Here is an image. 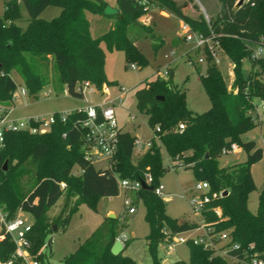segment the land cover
<instances>
[{"label":"trees","instance_id":"obj_1","mask_svg":"<svg viewBox=\"0 0 264 264\" xmlns=\"http://www.w3.org/2000/svg\"><path fill=\"white\" fill-rule=\"evenodd\" d=\"M17 1L26 10V27L15 22L21 19ZM176 5L174 0H114L118 16L110 17L112 25L102 35L93 38L89 33L86 13L103 16L105 0H8L4 2L0 18V104L11 102L17 84L21 82L26 96L36 97L47 85H58L67 95L82 98L75 91L77 85L89 83L100 90L110 86L105 78V54L120 51L125 62L144 65L136 41H155L153 26L138 21L150 7L172 13L185 22L195 33L211 37L232 65V91L227 92L222 76L215 65H208L198 80L210 108L202 114H193L186 105L184 92L172 84V73L166 69V78L145 82L135 91L136 108L147 117L152 130L151 146L132 163V143L129 132L119 130L116 150L109 167L95 169L84 155L85 130L81 124L84 113H68L62 120L60 114L52 115L49 131L31 134L27 131H5L0 145V211L6 219L14 218L20 210L31 217L28 234L30 253L40 264H50L48 257L37 255L45 239L52 234H62L67 229L71 215L81 204L95 210L101 198L118 195L117 180L142 181L144 174L151 177L150 190L140 189L132 197L133 204L144 208V221L149 233L144 238L151 264H161L158 246L164 245L174 235L193 231L199 227L195 220L173 219L166 212V204L154 189L166 172L164 158L173 160L172 168L189 170L196 181L208 184L210 192H226L210 202L201 211V218L215 233L228 232L230 242L240 254L250 245L253 251H264V184L257 190L258 209L251 214L247 198L255 190L250 167L264 158V149L254 141H241V136L260 126L250 112L254 100L264 102V63L249 60L250 49L264 33V0H218L220 10L206 21L202 15L188 19L182 8L185 1ZM191 1V0H189ZM192 2V1H191ZM49 6L60 9L50 21L40 18ZM108 18V17H107ZM160 44H155L154 49ZM188 57V55H187ZM247 59L250 70L241 74L242 61ZM54 79H48V68ZM160 72H156V76ZM162 98V100H159ZM182 130L174 131L178 124ZM158 128V131L155 130ZM235 144L245 154V161L219 167L217 159L224 148ZM7 168L3 170V163ZM77 170V175L73 173ZM64 187L61 188L60 185ZM63 199L64 207L54 218L48 212ZM219 208L217 217L213 209ZM118 218L105 217L95 231L66 255L59 264H135L123 251L116 256L110 253L118 238ZM55 227V232H53ZM188 264H225L213 251L187 240ZM13 246L4 239L0 242V262L11 259ZM13 264H16L13 263ZM171 264H185L176 260Z\"/></svg>","mask_w":264,"mask_h":264},{"label":"rangeland","instance_id":"obj_2","mask_svg":"<svg viewBox=\"0 0 264 264\" xmlns=\"http://www.w3.org/2000/svg\"><path fill=\"white\" fill-rule=\"evenodd\" d=\"M0 0V18L4 11V2ZM192 1V2H191ZM187 0L182 12L188 19L196 20L199 15L206 20L214 17L220 10L218 0ZM108 5L114 0H105ZM176 5L182 4V0H174ZM18 11L21 19L15 24L24 29L26 27V10L21 1H17ZM59 8L54 6L47 7L40 15L45 21H50L58 16ZM86 19L89 22V33L91 37L96 38L106 32L113 20L107 17H98L86 13ZM140 23L145 22L153 26V35L155 41L149 39H140L135 45L139 49L144 65L137 63L127 64L124 55L120 51H108L103 44L101 48L105 54L104 73L106 80L111 83L107 94H101V91H91V87H84L83 97L74 98L66 93L63 89L51 84L45 86L36 97L21 96L22 85L18 77L13 74L12 78L17 84L15 97L9 102L7 109L10 112L6 116L8 122H21L29 118H39L48 120L54 113L68 114L76 110L83 109L87 106H101L107 100L116 101L114 107L115 119L118 127L123 131L129 132L134 138L140 141H148L152 138V130L148 125L147 117L140 114L136 108L135 91L143 88L144 83L155 78L165 79L163 72L168 69L172 73L173 86L185 94L187 108L193 114H202L210 108V102L198 80V72L195 67L187 62V55L191 60H195L197 53L193 50V42H185L184 34L181 32L183 21L178 20L172 13L160 10L153 6L138 19ZM191 30V29H190ZM193 31L191 30L190 33ZM195 33V32H194ZM155 44H160L154 49ZM133 66V68L131 67ZM199 74H203L205 67H198ZM222 79L226 85L227 92H231L233 75L232 65L226 56H222L220 64L217 66ZM250 70V64L247 59L242 61L241 74L246 77ZM160 73L156 76V72ZM48 79H54V72L48 68ZM264 83V75L260 77ZM59 87V88H58ZM122 97L121 103L117 99ZM106 98V99H105ZM254 104L260 108L262 101L255 99ZM181 124V123H180ZM179 125V124H178ZM178 125L174 131L179 130ZM156 128V127H155ZM241 141L251 140L258 147L264 149V121L261 125L242 136ZM141 155L133 154L131 161L136 163ZM245 161V154L240 152H230L221 154L217 159L219 167L230 166L235 163ZM173 160L164 158L163 165L167 172L159 178L158 183L164 188V197L161 198L166 204L165 212L173 219H188L201 221V215L192 214L187 203V198L193 192V186L198 182L194 179L189 170L181 168L174 170ZM7 168V161L3 167ZM105 162L93 164L95 169H103ZM77 175V170L73 169ZM250 173L255 186L247 198V209L251 214H256L258 209L257 190L264 184V158L254 163L250 167ZM170 197H165V195ZM128 197L122 189L118 188V195L111 198H101L96 205L95 210L90 209L86 204H81L77 211L71 215L67 229L62 234H52L45 239V243L51 240V249L46 251L48 262L50 264H59L62 258L77 250L80 244L84 242L100 225L108 213L112 212L118 218L117 223V240H122V244H127L123 255L129 257L135 264H151L144 238L149 233V227L144 221V208L141 204L136 206L134 215H128L126 208L123 206V200ZM64 207V201L61 199L55 207L47 214L49 218H54L61 213ZM18 212V211H17ZM16 212V214H17ZM220 213V210H219ZM15 214V215H16ZM22 216L27 220L31 217L25 213ZM200 234V231H187L174 235L173 240L189 239ZM168 247H171L169 249ZM157 255L163 264H171L176 260H182L188 264V248L185 243H166L159 245Z\"/></svg>","mask_w":264,"mask_h":264},{"label":"built area","instance_id":"obj_3","mask_svg":"<svg viewBox=\"0 0 264 264\" xmlns=\"http://www.w3.org/2000/svg\"><path fill=\"white\" fill-rule=\"evenodd\" d=\"M190 31L191 30L188 25L183 23L181 26V32L184 34L183 39L185 42H193V50L197 53L195 60H191L190 57H187V62L190 63V65L197 67L204 66L206 68L208 65H215L217 67L224 55L218 41L211 37H205L199 33H190ZM249 60L255 63H264V33H262L259 37L258 42L251 47ZM131 67L133 68V66ZM163 74L166 77V70ZM84 87H91V91L98 90L87 82L77 85L75 91L80 93L82 97ZM99 91H101V94H107L108 96V88L106 85H103ZM64 93L66 92L64 91ZM20 95H26L23 89H21ZM14 97L15 94L13 93L12 99H14ZM121 101L122 97H119L117 102L121 103ZM115 103L116 101L107 100L101 106H87L78 110L85 115L81 124L82 128L85 130V158L92 164L105 162L106 164L104 168L109 167L110 159L116 150L117 135L120 130L115 119ZM9 112L10 109H7V106L0 104V145L2 141V133L5 131L21 130L27 131L31 134H43L49 131L50 125L53 122L52 116L47 121L39 118H29L21 122H8L6 121V116ZM250 114L252 115L254 121H264V102H262L260 108L254 104ZM65 115L66 114H60L62 120ZM178 128L179 130H182L183 125L179 124ZM155 130L158 131V128L156 127ZM150 146L151 142L149 140L140 141L135 138L132 143V155H142L150 148ZM236 150L237 146L235 144H231L228 148L222 149L221 154L236 152ZM141 182L148 187L151 183L150 175L148 173L144 174L142 181H130L126 179L117 180V187L122 189L128 195V197H125L123 200V206L126 208L128 215H133L136 212V206L138 204H133L132 197L135 196L140 189H142ZM60 187L63 188L64 185L61 184ZM154 192L158 197H164V188L160 184L156 189H154ZM221 194V192H210L209 186L206 182L198 181L193 186L192 194L186 200L192 214L195 217L200 216L201 211L205 208V206L220 198ZM165 197L169 198L170 195L166 194ZM213 212L217 217L220 216L219 208H214ZM196 222L199 227L193 231H200L199 235L186 240H173V238H171L166 243H185L187 240H191L193 244L200 245L203 249L209 251L211 250L213 251V255L223 258L225 264H264V251L255 252L253 251L252 245H250L247 249L242 250L239 255H232L230 252L237 250L238 245L230 242L228 232L223 231L215 233L204 223L203 220ZM31 226L32 220L24 218L20 210H18L14 218L9 220L6 219L0 211V242L7 239L14 248L11 259L6 263L0 262V264H13L15 262L16 264H40L36 259L37 256L32 255L29 250L30 243L28 240V234L31 231ZM120 242L122 244L123 239L120 240ZM50 246L51 240H48L46 243L44 242L37 255L46 256V251L51 249ZM168 248L171 249V247Z\"/></svg>","mask_w":264,"mask_h":264},{"label":"water","instance_id":"obj_4","mask_svg":"<svg viewBox=\"0 0 264 264\" xmlns=\"http://www.w3.org/2000/svg\"><path fill=\"white\" fill-rule=\"evenodd\" d=\"M243 2V0H238L235 4V8H237L241 3ZM103 16L104 17H116L118 16V10L116 8H113L109 5L105 6L104 10H103ZM159 100H162V98H159ZM3 170H5V164L3 167ZM141 188L144 190H150V188H148L143 182H141ZM226 192H223L221 194V196H225ZM112 218V217H110ZM53 232H55V227H53ZM123 251V245L121 244L120 240H115L111 249H110V253L113 256L119 255L121 252Z\"/></svg>","mask_w":264,"mask_h":264},{"label":"crops","instance_id":"obj_5","mask_svg":"<svg viewBox=\"0 0 264 264\" xmlns=\"http://www.w3.org/2000/svg\"><path fill=\"white\" fill-rule=\"evenodd\" d=\"M109 6H111V7H113L114 8V2L112 3V4H110ZM142 23H145V22H143L142 21ZM146 24V23H145ZM110 27V26H109ZM12 101V100H11ZM9 104V103H8ZM8 104H6L5 106H7L8 107ZM262 123V122H261ZM261 125V124H260ZM120 129H122L121 127H119ZM244 136V135H243ZM242 137V136H241ZM244 141H251V140H244ZM241 151V149H239V148H237V150H236V153H238V152H240ZM134 215V214H133ZM107 217L108 218H110V217H112V218H114V217H116L115 216V214L114 213H112V212H110V213H108V215H107ZM161 264H163L162 262H161Z\"/></svg>","mask_w":264,"mask_h":264}]
</instances>
